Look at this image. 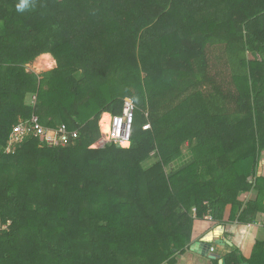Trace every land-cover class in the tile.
<instances>
[{
    "label": "trees",
    "instance_id": "1",
    "mask_svg": "<svg viewBox=\"0 0 264 264\" xmlns=\"http://www.w3.org/2000/svg\"><path fill=\"white\" fill-rule=\"evenodd\" d=\"M21 2L0 0V264H152L189 241L185 220L240 208L264 152V0ZM45 53L56 67L27 71ZM124 98L129 141L90 147ZM33 115L77 137L14 139ZM98 195L95 214L80 207ZM41 208L58 227L77 213L82 235L87 215L88 254L52 246Z\"/></svg>",
    "mask_w": 264,
    "mask_h": 264
},
{
    "label": "crops",
    "instance_id": "2",
    "mask_svg": "<svg viewBox=\"0 0 264 264\" xmlns=\"http://www.w3.org/2000/svg\"><path fill=\"white\" fill-rule=\"evenodd\" d=\"M256 171L249 184L238 186L240 208H208L209 220H185L183 235L189 241L152 264H264V152ZM249 202L257 207L244 208Z\"/></svg>",
    "mask_w": 264,
    "mask_h": 264
},
{
    "label": "rangeland",
    "instance_id": "3",
    "mask_svg": "<svg viewBox=\"0 0 264 264\" xmlns=\"http://www.w3.org/2000/svg\"><path fill=\"white\" fill-rule=\"evenodd\" d=\"M168 21V20H167ZM46 25V24H45ZM50 56V54H47ZM44 56V54H41L39 56H37L33 62H30L28 64H26V69L27 71H31V72H34L36 74H39L41 72H44V71H48V70H51V69H54L56 67V61L55 59L51 57L52 61H53V64L51 66H47L44 64L45 62V59H43L42 57ZM134 58H136L137 62L139 61V55H136L134 56ZM43 61V62H42ZM135 63V62H134ZM169 64H176V60L174 61H169L168 62ZM175 68H177V65H174ZM174 71L173 69H167V68H164L162 69V75L163 77H174L175 74H174ZM144 76H145V73H142ZM73 77L75 78H78V73H74L73 74ZM105 90V89H104ZM103 90V92H104ZM106 93V92H104ZM31 97V94H27V96L25 97V101H29ZM193 104V103H192ZM195 106V109H196V105L193 104ZM108 113V112H107ZM109 113L104 115L102 113L99 121H98V127H99V130H100V137L98 140L94 141L90 147L92 148H101V147H104V144H105V134L106 132L108 131V124H109ZM108 117V119H106V121H104V118L105 117ZM102 119H103V122H102ZM102 139V140H100ZM185 149V148H184ZM11 161H15V159H9V162ZM152 161L150 159V165H151ZM149 165V166H150ZM92 173L94 174H97L98 173V169H93L91 171ZM96 178V177H95ZM53 178L50 182L53 183ZM95 180V179H94ZM93 192V191H92ZM34 201L35 198H34ZM102 201L103 199L101 198L100 195H98V197L93 201V205H90L87 200H84L80 203V207H84V206H89L91 208H83V209H90V214H95V210H98L99 208V204H102ZM94 206H98V208H94ZM42 209V212L40 211L38 217L41 219V221L43 222L42 223V230L44 231H47L49 232L50 234V243L52 246L54 247H57L59 246V244H61L62 246H65V248H68L70 251L71 250H75L76 252L79 253V255L81 256H84V255H87V250L85 249V251L83 252V247L84 245L86 246V238L84 237L86 235V232L90 230V227L87 225V220H89V218H87V215L86 216H83L81 218L82 222H84V230H83V235H82V229H78V228H75L73 229L74 227V224H76V222L74 220H76L79 216L78 214L76 213H69V218H72L71 222H67V225H64V226H61V227H58L57 225H53L51 223V220H47V218H45L46 216L43 214V213H47V211L50 209V208H41ZM94 211V212H93ZM85 218V219H84ZM48 222V223H47ZM94 222V221H93ZM27 233H29L27 231ZM23 239V236L21 237H17L16 240H14V242H17L19 244V247L17 248V250L21 247V249L23 248V244L22 242L20 243V241ZM15 249V248H14ZM16 250L15 254H21L20 252H18ZM81 250V251H80ZM25 250H23L22 252H24ZM114 250L112 249L111 252H113ZM33 264H44V260H38L36 262H34Z\"/></svg>",
    "mask_w": 264,
    "mask_h": 264
},
{
    "label": "built area",
    "instance_id": "4",
    "mask_svg": "<svg viewBox=\"0 0 264 264\" xmlns=\"http://www.w3.org/2000/svg\"><path fill=\"white\" fill-rule=\"evenodd\" d=\"M134 114L135 104L131 99L124 98L121 112L110 115L104 146L110 143L121 146L129 141ZM29 131L36 132L41 140H45L49 144H63L77 137V131H69L65 124L59 125L56 129L43 128L35 115L26 122L19 121L13 128L12 136L14 139H22Z\"/></svg>",
    "mask_w": 264,
    "mask_h": 264
},
{
    "label": "bare ground",
    "instance_id": "5",
    "mask_svg": "<svg viewBox=\"0 0 264 264\" xmlns=\"http://www.w3.org/2000/svg\"><path fill=\"white\" fill-rule=\"evenodd\" d=\"M43 59H45V62L44 64L47 65V66H51L53 64V61L51 59V57L47 54H44V56L42 57ZM43 62V61H42ZM106 118L108 119V117L106 116L104 118V121H106ZM102 122H103V119H102ZM102 140V139H101ZM103 141V140H102Z\"/></svg>",
    "mask_w": 264,
    "mask_h": 264
},
{
    "label": "clouds",
    "instance_id": "6",
    "mask_svg": "<svg viewBox=\"0 0 264 264\" xmlns=\"http://www.w3.org/2000/svg\"><path fill=\"white\" fill-rule=\"evenodd\" d=\"M27 6V4H26V2H25V0H22V2L21 3H19L18 5H17V10L18 11H22V10H24V8ZM110 114V113H109ZM111 115V114H110ZM110 115H109V118H110ZM205 219H210L209 218V215H205V217H204ZM4 227H5V225H4Z\"/></svg>",
    "mask_w": 264,
    "mask_h": 264
},
{
    "label": "water",
    "instance_id": "7",
    "mask_svg": "<svg viewBox=\"0 0 264 264\" xmlns=\"http://www.w3.org/2000/svg\"><path fill=\"white\" fill-rule=\"evenodd\" d=\"M209 257L213 258L212 256L209 255Z\"/></svg>",
    "mask_w": 264,
    "mask_h": 264
}]
</instances>
